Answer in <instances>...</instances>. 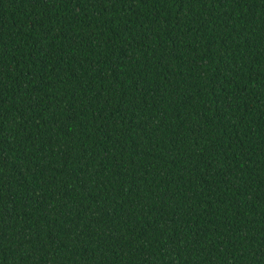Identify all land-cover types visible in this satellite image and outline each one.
I'll return each mask as SVG.
<instances>
[{
	"label": "trees",
	"instance_id": "16d2710c",
	"mask_svg": "<svg viewBox=\"0 0 264 264\" xmlns=\"http://www.w3.org/2000/svg\"><path fill=\"white\" fill-rule=\"evenodd\" d=\"M0 264H264V0H0Z\"/></svg>",
	"mask_w": 264,
	"mask_h": 264
}]
</instances>
